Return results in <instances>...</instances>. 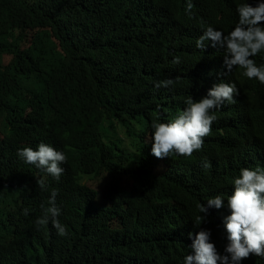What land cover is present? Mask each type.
<instances>
[{
  "label": "trees",
  "instance_id": "trees-1",
  "mask_svg": "<svg viewBox=\"0 0 264 264\" xmlns=\"http://www.w3.org/2000/svg\"><path fill=\"white\" fill-rule=\"evenodd\" d=\"M187 2L0 0V264H180L176 247L198 228L190 186L235 161L210 143L169 169L179 156L151 154L152 124L170 122L197 94L187 81L211 59L199 36L229 29L233 9L257 0H191V15ZM143 20L149 39L120 35ZM167 79L174 84L155 87ZM40 143L67 157L58 181L17 156ZM52 189L64 236L36 225ZM210 220L200 230L222 254L226 236ZM137 239L150 263L131 249Z\"/></svg>",
  "mask_w": 264,
  "mask_h": 264
},
{
  "label": "clouds",
  "instance_id": "clouds-1",
  "mask_svg": "<svg viewBox=\"0 0 264 264\" xmlns=\"http://www.w3.org/2000/svg\"><path fill=\"white\" fill-rule=\"evenodd\" d=\"M193 6L188 0L187 14L191 15ZM233 14L235 21L229 29L209 26L196 40L198 49L206 46L211 53L209 65L199 78L187 81L190 87H200L197 94L185 99V108L173 120L152 124L151 154L158 159L179 156L169 161V169L173 161L189 160L210 143L222 158L235 161L232 170L213 173L200 185L190 186L187 200L196 212L194 225L198 228L195 235L188 234L187 242L176 247L182 255L180 264H264V0H257L255 6L237 5ZM147 21L123 29L120 35L127 32L149 39ZM173 63L179 64L180 58L175 57ZM173 84L167 79L156 82L155 87ZM17 156L57 181L64 172L61 165L67 161L62 151L45 143L35 150L18 149ZM208 166L205 161L204 167ZM36 182L41 190H47L45 180ZM57 194L56 189L51 190L49 206L36 225L51 222L64 236L67 233L58 220ZM211 217L214 227L227 239L222 254L210 242V231L200 230ZM131 249L144 263L154 257L142 239L133 241Z\"/></svg>",
  "mask_w": 264,
  "mask_h": 264
},
{
  "label": "bare ground",
  "instance_id": "bare-ground-1",
  "mask_svg": "<svg viewBox=\"0 0 264 264\" xmlns=\"http://www.w3.org/2000/svg\"><path fill=\"white\" fill-rule=\"evenodd\" d=\"M253 151H254V150H253V148H252V151H251V152L253 153Z\"/></svg>",
  "mask_w": 264,
  "mask_h": 264
}]
</instances>
